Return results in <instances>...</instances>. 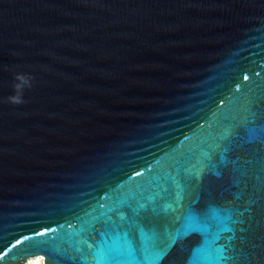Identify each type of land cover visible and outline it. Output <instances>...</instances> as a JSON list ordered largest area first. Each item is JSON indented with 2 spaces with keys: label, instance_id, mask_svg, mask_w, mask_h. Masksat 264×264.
Listing matches in <instances>:
<instances>
[{
  "label": "water",
  "instance_id": "obj_1",
  "mask_svg": "<svg viewBox=\"0 0 264 264\" xmlns=\"http://www.w3.org/2000/svg\"><path fill=\"white\" fill-rule=\"evenodd\" d=\"M84 240L264 264V0H0V264Z\"/></svg>",
  "mask_w": 264,
  "mask_h": 264
},
{
  "label": "snow or ice",
  "instance_id": "obj_2",
  "mask_svg": "<svg viewBox=\"0 0 264 264\" xmlns=\"http://www.w3.org/2000/svg\"><path fill=\"white\" fill-rule=\"evenodd\" d=\"M256 75H259V73H256ZM243 78L245 80L248 79L247 75H245ZM237 91H239V85H237ZM221 104H223V101H221ZM140 174L141 173H139V172L137 173V175H140ZM199 174H200L199 171H197L196 175L199 176ZM107 199H110V198L106 196L105 200H107ZM98 206H99L100 209H104L107 205H106V203H99ZM101 215H105V213L102 212ZM95 219H97L98 222H99V218H95ZM186 219H189V220H192V221L199 220L198 214L192 210V206L191 205H189V210H188ZM114 223L115 222L112 221L111 217H108L107 221L102 224V227L107 229L110 224H114ZM63 227H64L63 225H60V228H63ZM68 227L69 228H73V225L71 223H69ZM93 230L95 231V228ZM58 231H59V229H54V228H51L50 226H43L40 231L35 232V235L43 237L49 232L56 233ZM100 235L104 236L105 233L101 232ZM25 239H29V238L26 237ZM52 239L54 240L55 236H53ZM216 239L218 240L219 237L217 236ZM204 240H205V242H207V237L206 236L204 237ZM83 242L85 244H87L89 249H94V259L96 260V264H101L102 261H105V260H107L109 258V250H106L103 247H97L96 244L89 243L88 240H84ZM174 242L175 241H173V243ZM19 243H20V241L17 240V244H19ZM98 243L99 242H97V244ZM223 250L224 249L221 248V251H223ZM0 255H3V250L2 249H0ZM111 259H112L113 264H120V262L116 261L114 257H112ZM221 259L223 260V259H227V258L222 256Z\"/></svg>",
  "mask_w": 264,
  "mask_h": 264
},
{
  "label": "bare ground",
  "instance_id": "obj_3",
  "mask_svg": "<svg viewBox=\"0 0 264 264\" xmlns=\"http://www.w3.org/2000/svg\"><path fill=\"white\" fill-rule=\"evenodd\" d=\"M41 259H42V257L32 258V259H30L28 264H39Z\"/></svg>",
  "mask_w": 264,
  "mask_h": 264
},
{
  "label": "built area",
  "instance_id": "obj_4",
  "mask_svg": "<svg viewBox=\"0 0 264 264\" xmlns=\"http://www.w3.org/2000/svg\"><path fill=\"white\" fill-rule=\"evenodd\" d=\"M39 258H40V257H39ZM29 261H30V260H29ZM29 261H28V263H29ZM43 261H44V259L42 258V259L40 260V263H39V264H44ZM28 263H27V264H28Z\"/></svg>",
  "mask_w": 264,
  "mask_h": 264
}]
</instances>
